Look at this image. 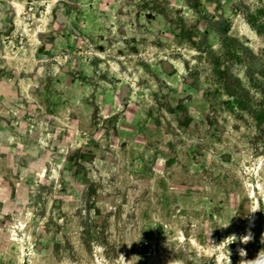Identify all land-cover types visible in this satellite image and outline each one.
I'll list each match as a JSON object with an SVG mask.
<instances>
[{
    "label": "rangeland",
    "instance_id": "1",
    "mask_svg": "<svg viewBox=\"0 0 264 264\" xmlns=\"http://www.w3.org/2000/svg\"><path fill=\"white\" fill-rule=\"evenodd\" d=\"M0 264H264V0H0Z\"/></svg>",
    "mask_w": 264,
    "mask_h": 264
}]
</instances>
